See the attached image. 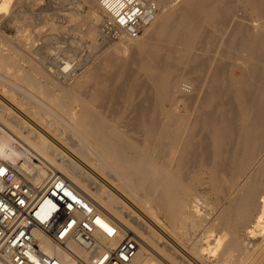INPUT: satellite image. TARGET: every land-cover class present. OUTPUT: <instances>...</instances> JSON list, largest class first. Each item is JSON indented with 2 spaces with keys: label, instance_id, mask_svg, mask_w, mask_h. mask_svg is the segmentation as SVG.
Returning a JSON list of instances; mask_svg holds the SVG:
<instances>
[{
  "label": "bare ground",
  "instance_id": "obj_1",
  "mask_svg": "<svg viewBox=\"0 0 264 264\" xmlns=\"http://www.w3.org/2000/svg\"><path fill=\"white\" fill-rule=\"evenodd\" d=\"M155 1L162 8L144 35L118 43L130 61L99 56L65 85L55 77L69 61L55 70L20 63V33L41 34L36 22L50 20L44 1L24 0L28 11L0 0V81L9 87L0 92V162L38 186L64 177L116 224L114 244L134 232L130 264H198L204 255L264 264V0ZM91 11L84 34L97 38L101 16ZM46 35L40 49L63 55ZM245 229L261 242L242 238Z\"/></svg>",
  "mask_w": 264,
  "mask_h": 264
},
{
  "label": "built area",
  "instance_id": "obj_2",
  "mask_svg": "<svg viewBox=\"0 0 264 264\" xmlns=\"http://www.w3.org/2000/svg\"><path fill=\"white\" fill-rule=\"evenodd\" d=\"M103 40L137 38L157 17L155 0H100ZM116 224L64 177L38 186L0 162V264H130L139 241L129 231L112 242ZM52 244L60 255L49 252Z\"/></svg>",
  "mask_w": 264,
  "mask_h": 264
},
{
  "label": "rangeland",
  "instance_id": "obj_3",
  "mask_svg": "<svg viewBox=\"0 0 264 264\" xmlns=\"http://www.w3.org/2000/svg\"><path fill=\"white\" fill-rule=\"evenodd\" d=\"M23 1L24 0H19V3L20 4L18 3L17 6H19L22 9H25V10L30 11L31 9H29L28 6H27V4H26V2L24 3ZM42 1H44V3ZM47 1H49V2H47ZM171 1H174V3H177L179 0H171ZM41 2H42L41 4L45 5V6H43V5H41V6L42 7H45L46 10H47V11H42V12H44V13L45 12L46 13L48 12L47 14L51 13L52 16L54 17V19L55 18L56 19L53 20V22H52L51 20L53 19V17L50 14V20H48V21H46V20H40V21H38L37 20L38 21V22H36V24L38 25L37 29H41V30H39V31L36 30V31L37 32H41V34L35 33L34 31L33 32H28V33H20V35H19V39L20 40L18 41V44H16V46L18 47V50L21 53H24V55H26L24 57L25 59L24 58L20 59V63L22 64V66H24V68L26 70L27 69H30V67H31V65L29 64L30 62H28V61H30L29 58H31V60L34 59L33 61L35 63H38L39 65H43V63H42L41 60H44V62H46V64H48L47 67L49 69L52 68V70H55V69H58V68L61 69V67L64 66V62L65 61H69L70 64H71V66L68 69V71L64 72V71L60 70L58 72V74L56 75V77H55V78L58 79L59 83H62V84L64 83L65 85H67L66 83L67 82H70L71 79H73L75 75H76L75 76V78H76L82 72H84V70L89 72V70H91V68L93 67V65L97 62L96 59H98L99 56H104V57H108V56L112 57L113 56V58L119 57V59L122 57L121 59L126 58V61H130L131 60V56H132L131 55V53H132L131 50L128 49L126 46H124V44H120V45L118 44V43H122L126 39H121V40H117V41H110V40H103L101 38L100 32H99V26H100V23H101L102 18H103V12H102L101 9H98L97 7H91L87 3V0H63V1L62 0H57V2H56V0H41ZM21 4L23 5V7H21ZM56 6H58V7H56ZM49 7L51 9H49ZM159 7L161 9L162 8V5H159ZM16 11L14 10L13 12L16 13ZM90 11L91 12H95L96 14H98V15L101 16L100 17L101 18V21H99V23L97 25V38L96 37H90V36L84 34L85 33V30H86V24H85V22L87 21V15H89ZM54 13H55V15H54ZM63 15H65V17ZM10 16H12V15H10ZM32 16H33V13H32ZM70 16H73V17L75 16L76 18L79 17V19L82 18L80 20V22H83V21L84 22L83 23H80L81 25H79V24H76L75 25V21L72 20V18L70 19ZM51 17H52V19H51ZM44 25H45V28L47 27L46 28L47 30L44 28ZM56 25H59V27L57 26L58 31H57L56 28H54V27H56ZM150 25L151 24H149L144 29V31L141 33V35H139V36H143L144 33H145V31H146V29L148 27H150ZM39 26L40 27H43V28H40ZM60 26H62V27H60ZM74 27L76 29H74ZM49 28H51L52 30H49ZM42 29L43 30L45 29L47 32L45 33L43 31V33H42ZM79 29H81L82 31H79ZM1 32H3V31H1ZM16 33H17V29H15V31L14 32H11V33L5 32V35L7 34L8 37H12ZM46 34H51V36H53V40H52V43L53 44L51 45L52 47H57V45L58 46H60V45L62 46L61 49L62 50L64 49V51L61 50L60 53L63 54V55L65 54L64 57H63V55H61V56L56 55L55 56L52 53H50V51L47 52V53H45L44 51H42L40 49L41 43H42L43 39L47 36ZM26 35L27 36L29 35V36L27 37ZM27 42H29V43H27ZM74 42H75V45L72 46L71 44H74ZM94 42H96V43H94ZM26 44H28V45H26ZM116 44H118L119 47ZM114 45H116L117 48L114 47ZM27 47H29V48H27ZM54 52H56V51H54ZM67 53H68V55H67ZM100 54H102V55H100ZM66 55H67V59H66ZM27 57H29V58H27ZM85 73H87V72H85ZM83 75H85V74H83ZM0 83H1L0 84V92L2 94H5L4 92H6L7 90H9V87L5 86L1 81H0ZM34 87L35 86L33 85V86L28 87V88L33 91L34 90ZM36 87H38L40 89V86H37L36 85ZM38 88H35V90L33 92H37V93L38 92H43V91H45V88H48V87L47 86H44L43 89L41 88L43 91L42 90H39ZM14 94H13V97L15 99H13L12 101L16 104V100L17 101H20V98L21 97L19 98V96L17 94H15V95ZM10 96H12V95L10 94ZM7 98H9V97H7ZM20 148L23 149L22 147H20ZM29 157L32 159V161L34 163L38 164L39 166H42L48 173L50 172V170H48L46 168L48 166H45L38 158H36L32 154H29ZM259 158L260 157H257L255 159V161L252 163V165H250L251 169L254 168V165H255V163H257V161L259 160ZM204 190H205L204 188L203 189H200V193H202V194L204 193V196H206L207 193H208L207 196H209V192H207L206 190L204 191ZM229 194L230 193H227L225 196L227 197ZM263 196H264V192H263ZM137 210L139 211V213H142L143 212V209H141L139 207H137ZM254 224L255 223L252 222L249 225L250 226L249 228H251ZM246 231L247 230L245 229L244 231L241 232L242 238H245L244 236L246 235ZM261 238H262V236L261 235H258V236L251 237V238L250 237H247L245 239H246V241L252 240V241H255V242H259V241L261 242V240H262ZM184 244L188 245L190 243H188L187 241H185ZM201 259L202 260H199V259L197 260L196 259V262L198 264H201L202 262H203L202 264H214V263L216 264V261H214V258L209 257V255H204V256L201 257Z\"/></svg>",
  "mask_w": 264,
  "mask_h": 264
}]
</instances>
